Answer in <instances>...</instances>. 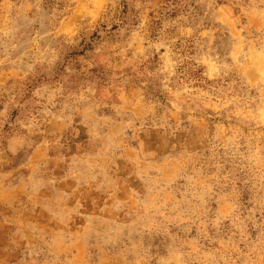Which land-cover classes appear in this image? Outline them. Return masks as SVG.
I'll list each match as a JSON object with an SVG mask.
<instances>
[{"label":"rangeland","instance_id":"1","mask_svg":"<svg viewBox=\"0 0 264 264\" xmlns=\"http://www.w3.org/2000/svg\"><path fill=\"white\" fill-rule=\"evenodd\" d=\"M0 264H264V0H0Z\"/></svg>","mask_w":264,"mask_h":264},{"label":"clouds","instance_id":"2","mask_svg":"<svg viewBox=\"0 0 264 264\" xmlns=\"http://www.w3.org/2000/svg\"><path fill=\"white\" fill-rule=\"evenodd\" d=\"M65 119L67 121V124L68 125H71V122H72V114H69ZM71 166L72 167H75V161H73V163H72ZM72 177L77 180V184L78 185L79 184H87L88 183V179H89V177L86 176L85 174H83V173H76V172H73L72 173Z\"/></svg>","mask_w":264,"mask_h":264}]
</instances>
